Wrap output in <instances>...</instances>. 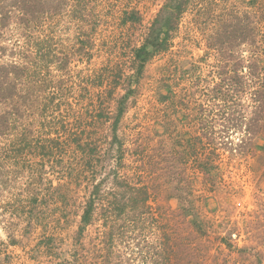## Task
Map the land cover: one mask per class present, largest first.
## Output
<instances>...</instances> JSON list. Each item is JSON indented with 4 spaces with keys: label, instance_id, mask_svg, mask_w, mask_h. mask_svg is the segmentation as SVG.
Masks as SVG:
<instances>
[{
    "label": "rangeland",
    "instance_id": "374dc122",
    "mask_svg": "<svg viewBox=\"0 0 264 264\" xmlns=\"http://www.w3.org/2000/svg\"><path fill=\"white\" fill-rule=\"evenodd\" d=\"M67 1L69 22L75 3ZM168 1L80 0L90 43L54 53L51 79L64 83L76 106L81 122L76 132L85 130V145L90 146L85 151H98L91 160L77 159L62 144L64 158L58 157L48 167V179L36 184L45 201L34 209L32 226L19 221L11 232L0 224V264L71 261L88 194L102 180L103 193L113 190L115 175H141L159 192V205L205 218L210 231L204 264H264V114L254 94L257 81L246 77L248 69L233 67L248 57L247 48H264V0H189L169 51L155 56L136 76L134 52ZM4 2L0 5L12 4ZM131 13L138 21L125 24ZM15 16L6 28L0 21V65L7 63L6 50L15 40L24 45L20 36L31 34L26 25H15ZM33 26L38 34L41 23ZM68 26L65 38L74 44L77 25ZM246 34L252 46L242 40ZM66 55L61 73L57 67ZM72 111L70 106L50 111L48 129H63V121L70 124ZM33 117L37 126L40 118ZM208 159L204 176L200 164ZM94 229L85 234V250L93 245Z\"/></svg>",
    "mask_w": 264,
    "mask_h": 264
},
{
    "label": "trees",
    "instance_id": "16d2710c",
    "mask_svg": "<svg viewBox=\"0 0 264 264\" xmlns=\"http://www.w3.org/2000/svg\"><path fill=\"white\" fill-rule=\"evenodd\" d=\"M73 1L75 15L69 16V22L65 17V13L71 14L66 11L69 6L67 0H12L10 6L0 5L3 27H8L16 15L15 25L31 28L30 35L25 32V36H20L24 45H20L17 38L12 48L6 50L9 51L7 63L0 65V224L8 226L11 232L19 226V221L32 226L34 209L45 201L44 198L39 199L36 184L43 183L44 177L48 179V167H52L58 157L64 158L61 155L62 144L68 147L65 152L77 159L87 156L91 160L98 151L96 148L91 150V154L85 151V146H90L85 145V130L81 129V134L76 132L78 126L75 125H81L76 106L69 102L64 83L51 79L54 53H62L60 51L64 48H85L84 44L90 43L85 39L89 33L84 32L85 21L81 19L79 8L81 2ZM2 2L4 0H0ZM188 2L169 0L159 11L142 46L134 52L136 76L155 56L169 51L173 33ZM36 13H39V19L35 17ZM136 21L138 16L131 13L124 23ZM35 22L41 23V28L37 27L38 34H34ZM70 22L77 25V42L74 44L65 38L71 30ZM250 38L246 34L242 40L252 46ZM247 49L248 57L238 59L233 67L236 70L248 69L246 77L257 81L253 82L258 88L254 94L260 102L259 110L264 114V48ZM68 60L69 56L61 59L57 67L61 73L66 71L65 62ZM251 82H247L249 89L253 87ZM63 106L73 108L72 122L63 121V129L53 126L48 129V113L61 110ZM98 109L100 107L95 105L97 112ZM123 113L124 108L121 107L113 128L115 142ZM33 116L40 118L37 126ZM251 131L248 132L250 136H255L256 132L251 134ZM118 149L122 155V146ZM119 157L120 163L122 159ZM209 166V159L201 163L200 173L207 176ZM62 180L59 183L64 185ZM104 182L96 184L88 194L76 233L78 249L73 259L57 264H134L135 261L141 264H204L206 259L202 254L209 242L210 231L205 218L185 208L173 210L159 205V192L152 191L141 175H115L113 190L103 193ZM51 187L57 189L52 183ZM91 227H95L94 242L85 250L83 240Z\"/></svg>",
    "mask_w": 264,
    "mask_h": 264
}]
</instances>
